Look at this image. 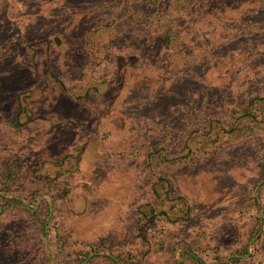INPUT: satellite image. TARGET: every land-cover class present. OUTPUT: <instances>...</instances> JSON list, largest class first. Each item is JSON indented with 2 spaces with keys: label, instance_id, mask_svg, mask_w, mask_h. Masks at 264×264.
<instances>
[{
  "label": "rangeland",
  "instance_id": "obj_1",
  "mask_svg": "<svg viewBox=\"0 0 264 264\" xmlns=\"http://www.w3.org/2000/svg\"><path fill=\"white\" fill-rule=\"evenodd\" d=\"M251 92L264 0H0V200L39 209L53 264H264Z\"/></svg>",
  "mask_w": 264,
  "mask_h": 264
},
{
  "label": "trees",
  "instance_id": "obj_2",
  "mask_svg": "<svg viewBox=\"0 0 264 264\" xmlns=\"http://www.w3.org/2000/svg\"><path fill=\"white\" fill-rule=\"evenodd\" d=\"M170 28V27H169ZM168 28V29H169ZM165 41L172 43L173 35L167 34L164 35ZM263 100L264 96L260 92H251L247 98L245 105L239 108V111L242 110L241 115L255 118V113L253 112V105L256 101ZM7 171H4L2 176L5 181H13L12 177ZM34 195L31 196L33 198ZM0 200V217L4 215L7 211H12L13 209H19L28 215L26 219V227H22V230H19L18 235H0V264H53L49 261V258L46 254L44 248V236H45V226L44 221L39 217V209H32L31 207L25 205L21 200L16 199L15 197H1ZM261 222V218L259 217ZM48 233V231H47ZM36 241L30 242L32 239ZM93 249L90 251H84L80 254L85 258L90 252H97V247L95 244H90L89 247ZM182 255H185L187 258L192 259L198 264H205L200 259L196 258L188 250H182ZM245 254V251L242 254ZM104 261L107 264H136V261H133L131 257L123 258L122 255H113V256H103ZM238 258V257H236ZM82 260L80 261V263ZM79 263V264H80ZM179 264H185L183 261ZM221 264H227L222 262Z\"/></svg>",
  "mask_w": 264,
  "mask_h": 264
}]
</instances>
